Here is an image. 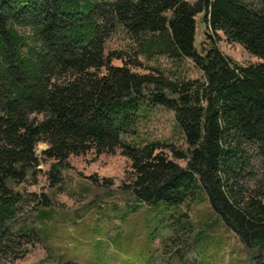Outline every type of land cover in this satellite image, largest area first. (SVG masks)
<instances>
[{
	"label": "trees",
	"instance_id": "16d2710c",
	"mask_svg": "<svg viewBox=\"0 0 264 264\" xmlns=\"http://www.w3.org/2000/svg\"><path fill=\"white\" fill-rule=\"evenodd\" d=\"M198 13L208 34L259 60L232 59L216 41L199 50ZM118 29L132 39L131 57L106 49ZM139 53L191 57L204 76L137 71ZM154 105L174 110L186 148L134 134ZM89 151L130 161L124 186L136 202L172 207L206 196L264 264V0H0V264L25 255L31 213L49 216L50 194L29 188L40 163L51 160L55 186L69 158ZM255 157L263 169L250 186Z\"/></svg>",
	"mask_w": 264,
	"mask_h": 264
},
{
	"label": "rangeland",
	"instance_id": "374dc122",
	"mask_svg": "<svg viewBox=\"0 0 264 264\" xmlns=\"http://www.w3.org/2000/svg\"><path fill=\"white\" fill-rule=\"evenodd\" d=\"M196 0H189L193 3ZM203 13L196 14V38L199 50L216 41L222 51L239 62L257 61L240 43L228 42L208 31ZM131 37L118 29L105 46L127 48ZM130 50V57L133 51ZM143 64L135 70H162L169 77H203L191 57L175 60L165 55L147 57L138 54ZM113 63L123 60L113 58ZM156 67V69H152ZM137 119L136 134L142 140H159L185 147L184 133L175 121V112L162 105L142 110ZM133 133H130L132 137ZM48 143L36 146L41 153ZM251 168L257 174L246 177L252 186L261 170V160L255 157ZM182 164L185 160L177 159ZM50 161L40 163L39 183L33 190L50 194V213L43 217L29 215L28 223L36 227L34 236L24 245L25 255L13 264H255L252 251L237 233L227 228L210 206L206 196L189 199L172 207H154L136 202L126 187V168L130 161L119 151L96 154L94 151L72 155L70 167L61 170L63 180L48 185L46 171ZM109 177L110 181L104 179Z\"/></svg>",
	"mask_w": 264,
	"mask_h": 264
}]
</instances>
